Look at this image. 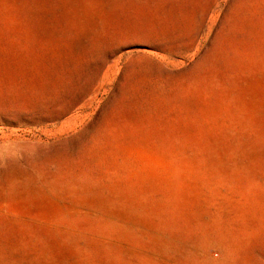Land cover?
Wrapping results in <instances>:
<instances>
[{
    "label": "rangeland",
    "instance_id": "374dc122",
    "mask_svg": "<svg viewBox=\"0 0 264 264\" xmlns=\"http://www.w3.org/2000/svg\"><path fill=\"white\" fill-rule=\"evenodd\" d=\"M0 264H264V0H0Z\"/></svg>",
    "mask_w": 264,
    "mask_h": 264
}]
</instances>
